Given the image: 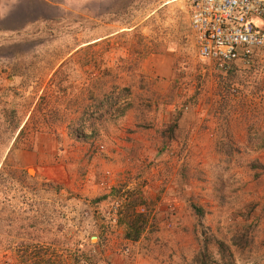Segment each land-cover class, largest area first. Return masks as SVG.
Instances as JSON below:
<instances>
[{
  "label": "rangeland",
  "instance_id": "obj_1",
  "mask_svg": "<svg viewBox=\"0 0 264 264\" xmlns=\"http://www.w3.org/2000/svg\"><path fill=\"white\" fill-rule=\"evenodd\" d=\"M189 12L0 0V264H264V51L218 68Z\"/></svg>",
  "mask_w": 264,
  "mask_h": 264
},
{
  "label": "built area",
  "instance_id": "obj_2",
  "mask_svg": "<svg viewBox=\"0 0 264 264\" xmlns=\"http://www.w3.org/2000/svg\"><path fill=\"white\" fill-rule=\"evenodd\" d=\"M188 26L199 56L223 68L264 51V0H189Z\"/></svg>",
  "mask_w": 264,
  "mask_h": 264
},
{
  "label": "trees",
  "instance_id": "obj_3",
  "mask_svg": "<svg viewBox=\"0 0 264 264\" xmlns=\"http://www.w3.org/2000/svg\"><path fill=\"white\" fill-rule=\"evenodd\" d=\"M231 64L232 63H228L225 67L220 68V69H224L225 70V69L229 68ZM136 218H138V217H136ZM128 227H129L128 228L129 230L126 233V236L129 237L130 239L134 240L135 238H137L138 234L140 233L141 225L138 224L137 220L134 218V219H129ZM232 241H233L234 244H236L235 238H232ZM214 242H215L217 253H218L220 259L224 263H226L225 259L226 260L230 259V253H229L228 247L221 240L214 239ZM205 246H206L205 242H203L202 243V247H201L202 248L201 249L202 253L204 252L203 250H205ZM23 262H26V260L23 259ZM24 264H28V263H24Z\"/></svg>",
  "mask_w": 264,
  "mask_h": 264
},
{
  "label": "bare ground",
  "instance_id": "obj_4",
  "mask_svg": "<svg viewBox=\"0 0 264 264\" xmlns=\"http://www.w3.org/2000/svg\"><path fill=\"white\" fill-rule=\"evenodd\" d=\"M29 172H30V173H33V169H32V168H30V169H29ZM35 172H36V171H35Z\"/></svg>",
  "mask_w": 264,
  "mask_h": 264
}]
</instances>
